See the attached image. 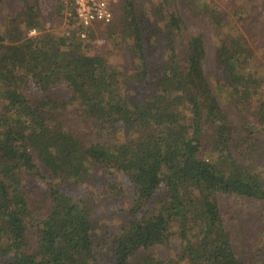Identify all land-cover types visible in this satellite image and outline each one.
I'll use <instances>...</instances> for the list:
<instances>
[{
  "label": "trees",
  "instance_id": "16d2710c",
  "mask_svg": "<svg viewBox=\"0 0 264 264\" xmlns=\"http://www.w3.org/2000/svg\"><path fill=\"white\" fill-rule=\"evenodd\" d=\"M22 1L0 25V264H264V242L249 245L243 229L235 247L217 199L264 202V174L250 163L264 127L254 49L264 31L247 28L263 0H229V30L248 32L225 38L214 2L183 0L189 20L219 38L215 84L204 32L176 0H157L151 27L134 0H120L89 43L75 18L55 35L38 0ZM64 9L58 0L57 15ZM96 30L107 47L94 53ZM114 52L127 54V69ZM59 86L70 94L55 95ZM44 172L47 194L33 199L27 186ZM101 176L103 198L69 193ZM106 204L118 215L112 225L99 213Z\"/></svg>",
  "mask_w": 264,
  "mask_h": 264
},
{
  "label": "rangeland",
  "instance_id": "374dc122",
  "mask_svg": "<svg viewBox=\"0 0 264 264\" xmlns=\"http://www.w3.org/2000/svg\"><path fill=\"white\" fill-rule=\"evenodd\" d=\"M30 2H34V0H29ZM214 2L219 12L217 14L218 18H222L224 22H222V28H225V32H223L222 37L226 36H234L237 30H243L245 33L248 32L247 29L243 26L237 25L232 27L229 30V23L232 17L230 11L229 0H211ZM239 1V0H236ZM241 1V0H240ZM137 9L143 15V23L146 27H151L157 25V20L154 17V7L156 6L157 0H134ZM39 3V12L42 19L43 27L45 31L51 32L55 35H60L65 32L69 23L73 18H69L66 14V9L62 11V13L57 15V3L58 0H38ZM177 6L184 15V17L188 20L189 26L194 31H203L206 40V49H207V60H206V72L209 79L216 83L213 80V73L216 67V60L218 57V48H219V38L215 34V30L213 26H198L192 21L189 20L187 12L184 9L183 0H176ZM23 6L22 0H4L0 4V25L3 27L13 14H17L20 8ZM221 19V20H222ZM253 27H257L261 32L264 31V0L259 2L258 12H256L254 18L251 20V26L247 27L249 30H252ZM97 31V30H96ZM100 31H97V40L104 39V43L99 47H93V52H101L104 51L107 47V41L104 37H101ZM221 37V38H222ZM262 38V37H261ZM95 39V40H96ZM253 45V43H251ZM258 60L256 61L257 65H260L261 69L264 68V39L260 42L258 47H254ZM111 60L113 64L121 69H127L129 65V58L124 52H114L112 54ZM254 64V63H253ZM33 89L38 91L36 85H33ZM53 93L59 96H68L70 94L69 90L65 86L55 87L53 89ZM223 108L228 112L230 118L237 124H241L244 126L246 123L241 122L237 113L226 103L223 104ZM75 107L72 109L71 113L68 115L70 124L76 125L77 119L75 114L73 113ZM250 122H253V118H249ZM242 128H239V132L241 133ZM243 137V134H241ZM255 148L257 149L250 160L252 166L256 169L258 173L264 174V127L263 132H260L258 135V140L254 141ZM45 178L42 177H34L30 180L27 189L29 190L33 199L45 197L47 194V184L46 179H50L49 175L44 172ZM107 187L105 179L101 176L98 177L97 180L93 181V183H89L84 185L81 188L75 190H69V193L75 196H82L84 194H93L99 198H103V191ZM217 199L219 205L222 210L226 213V216L229 219V225L233 227V242L235 247L238 248V240L236 239V235L239 233L240 229H243L246 232L247 242L250 245L254 241L262 240L264 242V235L259 231L262 227V217L264 216V202L258 201L255 199H248L245 197H239L234 195H224L217 194ZM101 215L106 216V221L116 220L118 218L117 214H114L113 211L109 208V205H103L100 212ZM262 237V238H261ZM171 246L174 250H179V239L177 237L172 238ZM160 251H163L162 248H159Z\"/></svg>",
  "mask_w": 264,
  "mask_h": 264
},
{
  "label": "built area",
  "instance_id": "2783aa9c",
  "mask_svg": "<svg viewBox=\"0 0 264 264\" xmlns=\"http://www.w3.org/2000/svg\"><path fill=\"white\" fill-rule=\"evenodd\" d=\"M66 9L69 18H75L82 30L79 35L86 43L92 42L90 30L98 25L110 24L114 18L113 9L120 0H59ZM38 34L37 29L28 31L30 37ZM104 43V39L93 41V47H99Z\"/></svg>",
  "mask_w": 264,
  "mask_h": 264
}]
</instances>
